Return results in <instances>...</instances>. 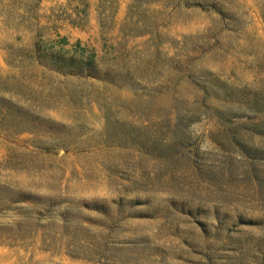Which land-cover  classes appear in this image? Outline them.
I'll use <instances>...</instances> for the list:
<instances>
[{
    "label": "rangeland",
    "instance_id": "rangeland-1",
    "mask_svg": "<svg viewBox=\"0 0 264 264\" xmlns=\"http://www.w3.org/2000/svg\"><path fill=\"white\" fill-rule=\"evenodd\" d=\"M0 264H264V0H0Z\"/></svg>",
    "mask_w": 264,
    "mask_h": 264
}]
</instances>
